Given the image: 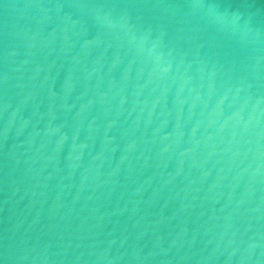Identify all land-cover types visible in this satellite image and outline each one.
<instances>
[{"label":"water","instance_id":"water-1","mask_svg":"<svg viewBox=\"0 0 264 264\" xmlns=\"http://www.w3.org/2000/svg\"><path fill=\"white\" fill-rule=\"evenodd\" d=\"M0 264H264V0H0Z\"/></svg>","mask_w":264,"mask_h":264}]
</instances>
